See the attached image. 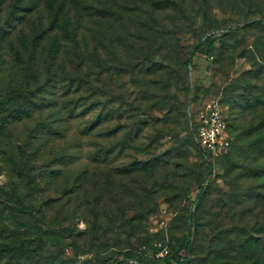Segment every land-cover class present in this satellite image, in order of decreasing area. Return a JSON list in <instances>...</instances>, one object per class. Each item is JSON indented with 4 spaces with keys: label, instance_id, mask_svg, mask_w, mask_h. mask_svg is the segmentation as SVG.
<instances>
[{
    "label": "rangeland",
    "instance_id": "374dc122",
    "mask_svg": "<svg viewBox=\"0 0 264 264\" xmlns=\"http://www.w3.org/2000/svg\"><path fill=\"white\" fill-rule=\"evenodd\" d=\"M263 16L264 0H0V264H135L143 241L175 249L192 209V264L264 236V128L234 151L264 120ZM211 102L231 143L206 175L188 122Z\"/></svg>",
    "mask_w": 264,
    "mask_h": 264
},
{
    "label": "trees",
    "instance_id": "16d2710c",
    "mask_svg": "<svg viewBox=\"0 0 264 264\" xmlns=\"http://www.w3.org/2000/svg\"><path fill=\"white\" fill-rule=\"evenodd\" d=\"M203 3V2H201ZM203 15H206L205 9L203 10ZM205 17V16H204ZM264 18V16H263ZM264 20V19H263ZM263 20H250L247 22H244L243 24H237L235 25L236 29H243L246 28L248 25H251L253 23L259 22ZM230 32V28L226 30V33ZM217 34L216 31H207L203 34L202 38H198L196 41L193 42L191 47L189 48L186 58H185V63L188 65L192 66V59L194 55L197 52H203L205 54H208L210 50L212 49V46L215 41V35ZM261 102L258 104L260 105ZM190 118H189V128H190V134L193 136L195 140V127L196 123L193 120V117L191 116L190 113ZM227 122V121H226ZM235 128L238 129V126H235ZM262 128H264V120L258 124L256 127H252L249 129H241L239 130V133H237V137L234 138L235 144H234V151L235 153L238 152L242 148L241 146V141L244 139L246 135H252L253 133L260 131ZM227 130L229 133V124L227 122ZM261 145L263 144L264 148V137H260V140H258ZM230 143H231V138H230ZM198 149L197 143L195 141L194 143ZM230 145V144H229ZM258 144L256 142H253V149L256 150L258 147H256ZM259 146V145H258ZM229 147V146H228ZM228 147L224 150V152L220 155L223 156L228 150ZM199 150V149H198ZM263 150V149H262ZM261 150V152H262ZM259 152V153H261ZM199 153L201 157L203 158L204 166H205V174H209L208 170V162L202 153L199 150ZM219 156V157H220ZM261 155L257 156L259 158ZM218 158V157H217ZM236 166V162L230 164V167L233 168ZM254 176H262L264 174V168L260 167H255L254 169ZM206 178V177H205ZM204 178V179H205ZM207 190V184L204 182V180L199 184L197 192L193 198L194 204L197 205L202 198L204 197L205 193ZM260 195V194H258ZM263 199V197H262ZM10 201L13 202V204L18 208L22 209L24 208L22 204L19 201V198L13 194V196H10L9 198ZM3 209L0 208V212H2ZM196 218V212L194 209L190 210L187 212L186 217H185V229H184V234L182 236V240L180 244L175 248V249H169L168 253L163 256V257H157L156 253L158 251L157 245L152 241V240H147L143 241L138 249H135L132 251L130 259L134 261L135 264H192L194 258L192 255V250H193V241H192V225L193 222ZM249 238L244 241V242H236L235 244H232L228 248L222 252L220 247H214V248H209V253L208 256L211 254H215V260H218V258L223 259V261L220 264H264V236H251L250 234ZM151 248V254H148L147 249ZM257 257H256V256ZM1 256V254H0ZM18 256L16 250H11L10 257L11 258H16ZM206 257V260L209 259V257ZM254 257V258H253ZM256 258V259H255ZM247 259V260H246ZM250 260L252 262H250ZM113 264H118L120 263V260L118 258H114L112 260Z\"/></svg>",
    "mask_w": 264,
    "mask_h": 264
},
{
    "label": "built area",
    "instance_id": "2783aa9c",
    "mask_svg": "<svg viewBox=\"0 0 264 264\" xmlns=\"http://www.w3.org/2000/svg\"><path fill=\"white\" fill-rule=\"evenodd\" d=\"M193 120L196 123L195 141L202 155L208 160L219 157L230 144L227 122L221 106L216 102L208 103L197 112ZM156 245L159 248L157 257L168 253L162 244Z\"/></svg>",
    "mask_w": 264,
    "mask_h": 264
}]
</instances>
